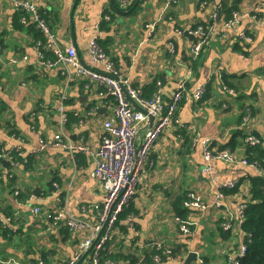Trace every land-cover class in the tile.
Returning <instances> with one entry per match:
<instances>
[{"label": "crops", "instance_id": "obj_1", "mask_svg": "<svg viewBox=\"0 0 264 264\" xmlns=\"http://www.w3.org/2000/svg\"><path fill=\"white\" fill-rule=\"evenodd\" d=\"M222 1L145 0L132 13L118 0H77L75 8V0H37V6L59 47L74 45L83 64L100 68L88 54L89 41L97 36L133 85L146 91L161 81L165 103L183 79L190 89L206 84L202 100L186 96L179 110L181 121L195 122L200 137L245 159L244 138L249 133L260 134L264 147V0H242L239 11L248 15L240 19L237 30L215 34L196 60L190 58L193 37L177 32L208 23L211 6L202 2ZM103 13L108 20H103ZM255 13L261 22L254 20ZM154 23L157 29L152 37L149 26ZM37 29L31 13L18 10L10 0H0V143L17 159L9 168L0 162V214H20L14 233L0 231V257L14 256L21 264H38L39 258L56 264L74 256L80 234L47 216L65 205L79 217L94 221L95 212L83 208L99 203L104 187L92 175L95 162L90 152L73 155L59 147L41 149L42 141H51L63 131L97 150L104 122L112 114L113 97L103 85L80 77L71 64L43 65L37 56ZM241 30L253 40H240L237 32ZM44 53L55 58L52 48L45 47ZM22 55L29 60L10 62ZM219 70L236 94L223 90L224 83L215 77ZM61 105L67 116L64 124L58 110ZM247 113L251 116L244 122ZM193 136L174 125L156 142L151 153L154 166L141 174L137 193L122 213L108 249L118 264H140L155 242L172 249L171 255L161 253L166 259L160 264H184L193 250L199 257L190 264H230L229 257L243 242L239 227L231 235L222 232L221 223L229 214L214 202L224 195L237 220V207L251 200L250 176L259 172L238 162L208 164ZM207 164L211 170L204 172ZM229 181L241 183L238 192L226 191ZM54 183L59 184L56 191ZM192 191L202 196L206 207H186L184 220L195 223L187 234L181 230L173 202ZM131 217L135 230L129 226ZM81 264L88 263L85 259Z\"/></svg>", "mask_w": 264, "mask_h": 264}, {"label": "built area", "instance_id": "obj_2", "mask_svg": "<svg viewBox=\"0 0 264 264\" xmlns=\"http://www.w3.org/2000/svg\"><path fill=\"white\" fill-rule=\"evenodd\" d=\"M18 10L29 12L33 15L37 26L45 33L47 41L37 43V56L43 65L51 66L57 63L71 64L76 73L82 77L89 79L90 83H99L103 85L107 92L113 97L112 114L104 122L105 133L99 143L97 150L93 151L82 141L71 139L63 131L56 134L51 141H42L41 149L47 147H59L67 150L71 154L81 151L83 153L90 152L95 162V167L92 175L99 179L104 187V195L102 200L94 205L83 208L85 212H95L96 218L90 221L83 217H79L70 211L69 207L59 205L57 210L50 212L47 216L55 221H62L64 224L80 234V239L77 244V251L67 261H59L56 264H78L85 256L88 264H118L112 259L102 260V252L112 248V240L120 221L121 214L129 205L130 201L137 193L141 174L154 166L151 153L156 142L164 132L170 130L174 125L180 131L185 130V134H194V144L199 143L202 147V152L208 164L213 160H225L229 163H243L256 168L259 174L264 176V167L258 162H248L247 159H239L234 153L228 149L215 148L208 138L199 136L197 124L195 122L185 123L181 121L179 110L182 102L187 95L191 94L196 101L203 99L207 92L206 84H199L195 88H191L187 84V79H183L178 88L173 92L170 101L164 102L161 81H157V90L152 96L146 97L143 94V89L133 85V83L123 76L117 67L115 61L103 49L97 36L90 39L88 44V54L92 62L100 68L90 65H85L81 62L77 48L70 45L61 48L57 45L56 37L51 32L47 21L42 17L37 0H10ZM124 8H129L135 0H118ZM170 1L167 3L169 6ZM203 6H211L210 18L207 24L198 23L195 26L188 28L190 35L193 36V43L190 54L191 60H196L213 36L217 33L227 35L229 31L237 30L240 19L248 14H243L240 11L233 12L231 18H227L225 12L221 13V9L225 7V0L222 2L207 3L202 2ZM259 4L255 6L256 11ZM254 20L258 19V14L253 15ZM109 16L103 13V20H108ZM149 36H154L156 32V23L149 26ZM178 34H184L183 29H177ZM237 35L240 40L248 39L252 41V36H247L244 30L238 31ZM246 42V41H245ZM52 48L55 58L45 56L44 49ZM174 44L171 43V48ZM27 55H22L21 58L15 57L10 60L16 64L20 61H28ZM191 70V67H190ZM222 71L215 74L221 82H223V90L231 95L236 94L233 88H230L223 79ZM65 98V95H63ZM1 109V103H0ZM61 114V124L67 120L64 105L58 107ZM251 114L247 113L244 122H248ZM151 117L153 118L150 123ZM144 130L142 139L140 140L141 130ZM244 142L246 147L260 143V139L252 133L245 136ZM4 159L10 161L11 166L17 164V159L13 151L7 150L3 143H0V162ZM206 165L202 168L204 172L210 171L211 166ZM237 185L236 181H229L225 186L233 188ZM53 187L59 189V184L54 183ZM18 193V192H17ZM184 206L188 208H205L202 196L197 192H188ZM214 205L224 206L229 214V219L221 223V228L226 231L233 232L235 228H241L243 211L246 204L237 207L238 219L235 220L233 213L228 209L224 202V195L220 200H216ZM20 214L18 212L10 215L0 214V231L4 229L15 232V228L11 222H19ZM181 222V230L184 233L192 232L191 226L195 223L189 220H184L179 216L176 217ZM133 217L130 218V229L135 230ZM237 222V223H236ZM154 248L159 251L154 256V261L158 264L162 262L161 253L165 252L168 255L172 254V249L165 247L161 242H155ZM247 248L244 242L241 243L239 250L234 252L229 257L230 264H239L240 259L246 254ZM85 261V260H84ZM0 264H21V262L12 257H0ZM38 264H49L43 258L38 259Z\"/></svg>", "mask_w": 264, "mask_h": 264}, {"label": "trees", "instance_id": "obj_3", "mask_svg": "<svg viewBox=\"0 0 264 264\" xmlns=\"http://www.w3.org/2000/svg\"><path fill=\"white\" fill-rule=\"evenodd\" d=\"M143 0H135L133 5H131L127 10H130L131 13L140 8V4ZM242 0H233V4L225 5V14L227 18H231L233 12L239 11V4ZM106 21V20H105ZM38 27V26H37ZM37 38L35 39V43L38 42L45 43L46 35L45 33L38 27L37 29ZM101 44V43H100ZM103 47V46H102ZM104 49V47H103ZM105 50V49H104ZM106 51V50H105ZM156 85L152 84L149 86V89L146 91L143 90V94L146 97H150L157 90V81ZM224 82L231 86L226 80ZM231 88V87H230ZM247 161L248 162H258L262 167H264V147L262 143H258L253 146H247ZM241 183H237V185L233 188H227V192L236 193L240 189ZM250 192H251V200L246 204L241 224V232L243 233V242L247 248L246 254L240 259L239 264H264V176L262 174H255L250 176ZM187 195H181L177 197L173 202V208L177 216L185 219L188 213L187 208L184 206V201L186 200ZM11 211H6L5 215H10ZM122 215V214H121ZM11 225L15 228L19 227L18 222H11ZM222 229V228H221ZM18 231V229H17ZM6 235L11 233L10 230L4 229ZM222 232L231 235L230 231H226L222 229ZM226 235V237H229ZM5 236V235H4ZM6 237V236H5ZM239 250V246H237L236 251ZM235 251V252H236ZM159 253L155 248L146 252L143 258L140 260V264H157L154 261V256ZM175 252L173 251V254ZM103 257L102 260L112 259L115 256L110 253L108 249L102 252ZM162 259L165 260L166 256H162ZM113 260V259H112ZM138 259L135 258L133 262H137Z\"/></svg>", "mask_w": 264, "mask_h": 264}, {"label": "water", "instance_id": "obj_4", "mask_svg": "<svg viewBox=\"0 0 264 264\" xmlns=\"http://www.w3.org/2000/svg\"><path fill=\"white\" fill-rule=\"evenodd\" d=\"M73 6H74V8L77 6V0H75ZM185 35L190 36V37H193L192 35H190V34L188 33V31H185ZM152 121H153V118L151 117V119H150V123H152ZM255 135L260 139V141H262V138H261V135H260V134L256 133ZM3 164H4L7 168H9V167L11 166L10 161H7V160H3ZM198 257H199V256H198V252L195 251V250H193V251H191V252L188 253V255H187L186 259H185L184 264H190V263L193 262L194 260H197ZM85 258H86V256H85V257H84V258H83L78 264H81L82 262H84Z\"/></svg>", "mask_w": 264, "mask_h": 264}, {"label": "bare ground", "instance_id": "obj_5", "mask_svg": "<svg viewBox=\"0 0 264 264\" xmlns=\"http://www.w3.org/2000/svg\"><path fill=\"white\" fill-rule=\"evenodd\" d=\"M227 0H225V2H226ZM225 12V7H223L222 9H221V13H224ZM248 36V35H247ZM191 55V54H190ZM192 57V56H191ZM225 150H227V149H225ZM231 153H233V151L231 150V149H228ZM79 153H83V152H81V151H78ZM75 153H77V152H75ZM74 155V154H73Z\"/></svg>", "mask_w": 264, "mask_h": 264}, {"label": "rangeland", "instance_id": "obj_6", "mask_svg": "<svg viewBox=\"0 0 264 264\" xmlns=\"http://www.w3.org/2000/svg\"><path fill=\"white\" fill-rule=\"evenodd\" d=\"M144 2H145V0H144V1H142V2H141V4H143ZM141 4H140V5H141ZM77 51H78V50H77ZM180 132H182V133H184V134H185V130H182V131H180Z\"/></svg>", "mask_w": 264, "mask_h": 264}]
</instances>
